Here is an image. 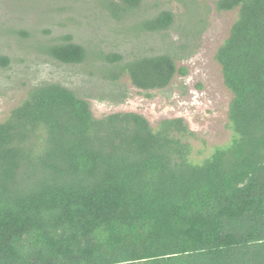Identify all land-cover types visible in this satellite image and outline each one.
<instances>
[{"label":"trees","instance_id":"16d2710c","mask_svg":"<svg viewBox=\"0 0 264 264\" xmlns=\"http://www.w3.org/2000/svg\"><path fill=\"white\" fill-rule=\"evenodd\" d=\"M141 2L110 1V14ZM215 8L237 12L215 56L232 94L231 141L195 163L181 118L157 128L133 112L98 119L63 84L34 86L0 123V264H264V0ZM173 21L162 11L142 31ZM38 49L62 64L102 61L105 79L126 75L145 92L185 73L170 48L128 60L62 37Z\"/></svg>","mask_w":264,"mask_h":264},{"label":"rangeland","instance_id":"374dc122","mask_svg":"<svg viewBox=\"0 0 264 264\" xmlns=\"http://www.w3.org/2000/svg\"><path fill=\"white\" fill-rule=\"evenodd\" d=\"M110 1L120 2L0 0V57L10 61L3 66L0 60V123L27 99L34 86L58 82L89 100L98 119L133 112L143 115L154 128L166 119H183L190 131L182 137L192 147L190 158L202 163L233 135L228 126L232 94L215 56L237 12H218L217 0H142L135 13L120 20L110 14ZM162 11L173 13L171 27L142 31L143 22ZM62 37H72L80 44L91 41L102 53L122 54L128 60L170 48L178 69L185 73H177L162 90H139L126 75L114 85L102 75V61H96L97 69L91 63L68 65L39 51L38 46ZM122 94L126 96L118 101L116 95ZM30 141L38 146L35 136Z\"/></svg>","mask_w":264,"mask_h":264}]
</instances>
